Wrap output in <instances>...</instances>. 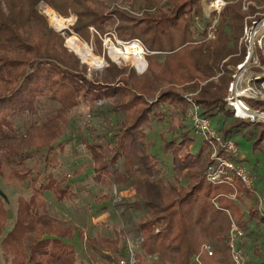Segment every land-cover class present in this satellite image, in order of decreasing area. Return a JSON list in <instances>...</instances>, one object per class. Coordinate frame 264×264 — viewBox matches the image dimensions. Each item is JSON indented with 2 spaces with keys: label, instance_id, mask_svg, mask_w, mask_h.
<instances>
[{
  "label": "trees",
  "instance_id": "trees-1",
  "mask_svg": "<svg viewBox=\"0 0 264 264\" xmlns=\"http://www.w3.org/2000/svg\"><path fill=\"white\" fill-rule=\"evenodd\" d=\"M252 1L264 7V0ZM43 3L60 16H76L64 34L49 24L39 8ZM255 5L244 11L241 0L227 3L218 16L214 39L205 40V32L196 38L193 28L195 18H204L203 0H0V175L4 166L10 179L26 182L32 189L28 199L17 197L15 223L1 241L8 261L88 264L78 260L75 246L68 242L83 239V231L42 212L37 203L38 194L46 191L60 202L72 195L68 186L63 187L64 177L56 179L50 165L56 159L55 147L62 146L59 139L69 119L83 100L93 115L108 111L120 117L116 126L103 120L98 125L115 137L112 146L101 144L103 134L92 144L85 141L92 158L88 168L93 170L95 182L133 192L131 206L144 211L137 223L143 236L141 251L158 257L146 263L190 264L204 242L214 244V264L232 263L225 245L231 219L245 230L242 246L250 234L248 221H264L253 208L248 220L240 215L233 201L224 196L230 186L206 183L207 143L193 151L194 136L181 130L163 145L162 150L171 156L172 183L163 181L158 153L151 152L152 143L146 137L153 118L162 121L166 114L184 113L186 103L179 90L167 85H191L189 89L202 85L195 97L202 115L222 123L217 128L224 138L241 136L252 150L264 155V122L236 118L227 104L231 81L227 67L244 58L242 28L248 14L256 12ZM49 14L50 20L56 15ZM89 27L96 32L91 34ZM112 30L123 41L140 39L154 52L145 57V71L119 66L104 54L108 65L91 73L64 45L74 34L102 47V36ZM220 67L224 73L215 79ZM148 93H157L156 101L149 102ZM244 99L251 108L264 111V101ZM168 121L171 126L173 117ZM234 185L251 197L239 179ZM103 197L109 198V194ZM214 197L218 207L211 201ZM116 233L113 238L90 237L86 243L95 250L108 249L105 256L111 262L123 254ZM143 257L138 255L145 263Z\"/></svg>",
  "mask_w": 264,
  "mask_h": 264
},
{
  "label": "rangeland",
  "instance_id": "rangeland-1",
  "mask_svg": "<svg viewBox=\"0 0 264 264\" xmlns=\"http://www.w3.org/2000/svg\"><path fill=\"white\" fill-rule=\"evenodd\" d=\"M209 2L210 1L203 0L204 18L202 20L197 18L194 19L193 28L196 38H201L203 36V31H204L205 32L204 39H205L206 27L209 24L210 20L215 18V13H210ZM253 5H255L254 1H253ZM39 8L41 12L45 14L47 20L49 21V24L52 27H54L55 30L57 28L52 22V19L57 17H61L64 19L63 22L65 28H63L62 32H59L61 34H64V31L67 30L70 27V25H72L76 20V16L73 13H70L68 17L60 16L52 8H50L48 5L44 3L41 4ZM254 9L257 14L264 11V7L259 6L257 4L255 5ZM130 10L131 9H129V11ZM133 11L135 13L138 12L137 8H135ZM47 12L48 13L53 12L56 15L52 17L50 20V14L48 15ZM250 14L251 13H249L246 18L251 16ZM249 19L250 18H248V20ZM89 31L91 34L96 32V30L93 27H89ZM107 34L102 36V47H99L94 43L91 44L90 42H85L74 34L71 35V36H76L81 42L85 43L95 56H97L98 58L104 61L101 66H91L85 62L89 66V69H91L90 71L89 70L88 71L91 73L93 70H96L98 73L99 71L101 72L108 65V63L105 61L104 58V54H105L107 57L110 58L111 61H113L117 65L133 66L138 73H142L141 67H139L140 68L139 69L135 65L136 58L135 55L133 54L134 52L130 51L131 54H127L128 57H122V55H120L119 59L116 58L117 60L112 58L110 54V50L113 47L110 48L111 47V45L109 46L110 41H112L115 44L114 46L115 48L121 49V51L124 54H126V50L124 51L120 45L119 46L116 45V41H123V40L119 38L118 34L114 30H112L110 33ZM133 39H138V38H133ZM211 39H214V37ZM66 40L64 42V45L70 51H72L69 48V46L66 44ZM108 46L110 49H108ZM254 50L257 56H259V58H263L261 47L258 44H255ZM149 52L150 53H147L146 55L154 53L152 51ZM238 54L236 56H239ZM146 55H144V58L146 57ZM78 58L80 59L79 56ZM243 60L244 58L242 59L241 62H238L236 64H229V66L227 67L229 71L228 75L231 77V81L233 79V75L237 74V65L242 63ZM245 69L246 71L242 76L243 78L242 84L250 82L251 84L250 86H252L253 88L264 91V85H262L263 83L261 82V80L255 78V76L260 75L262 73V69L259 66H255L253 63L247 64L245 66ZM223 73H224V68L220 67L216 71L215 79L218 78V76L223 75ZM190 86L191 85H167L166 87L179 90L181 97L184 99L186 103L184 113L183 115L166 114V118L162 121L153 118V124L150 126L149 129H147L146 139L148 142L152 143L151 152L155 154L158 153L157 155L158 166L161 170V177L164 182L174 183L175 181H174V174L172 172L171 156L162 150L163 145L167 141H169L173 136L175 135L177 136L181 132V130H187L190 132V134L192 133V135L194 136L195 143L191 147L193 151L198 150L201 143L204 142L201 137H198L194 134L193 129L190 127L191 125L189 124V118L187 114L188 109L190 107L189 106L190 103L187 98H192V100L196 102L195 97L202 85H198L194 89H189L188 87ZM246 86L247 85H241L242 88ZM227 89H228L227 92L228 93L227 97H228L230 93L229 85ZM146 99L149 102L156 101L157 93H153V94L148 93L146 95ZM101 103L102 101L96 102V104L98 105ZM253 110L259 111L255 109ZM94 114L95 115L92 114V110L88 102L81 100L79 105L75 108L71 118L69 119V124L64 132L63 137L59 139V143L62 142V146L61 147L56 146L54 149L56 153V159L51 163L50 171L56 179H61L64 177L65 182L63 183V187L68 186L69 191L72 193L71 197L60 202L55 199L51 191H46L44 194L43 193L38 194L40 197L37 200V203L39 204L42 212H47L48 214L55 217L57 220L61 222L77 225L83 231V237H82L83 239L75 237L74 239L68 241L69 243L75 246L78 260H82L88 264H105L108 262L105 256L106 253H108V249L104 250L99 248L95 250L86 243V239L95 236H101V237L107 236L113 238L117 236L116 232L118 228H121L123 230L120 235L122 240H124L127 237L129 239H134L139 234V231L137 229V223L139 217L144 213V211L135 210L131 206L134 197H133V192L128 188H116L115 186H108L105 183H98L93 180L94 172L91 168H88V166L92 163V158L88 149L85 147V143L87 142L89 144H92L97 141L99 134L100 135L103 134L104 136L100 139L101 144L103 146H112L114 144L115 137L111 134H108L107 131L101 130V127L103 126L98 128V125L100 124L101 120H103L104 123L109 122L110 126H116L117 122L120 119L118 115H115L108 111H104V112L102 111L98 113L94 112ZM171 117H173V122L170 126L168 119H170ZM207 118L210 119L209 117ZM211 123L212 125H216L218 128H220V125L222 124L220 122L218 123L216 120H211ZM93 128L95 129L94 132L91 131ZM229 138L235 140L239 147L238 162L242 164L245 167V169L249 172V174L254 177L253 183L255 188L258 189L259 191L264 192V155L257 150H252L250 142L246 141L241 136L236 135L234 137H229ZM208 145L210 147V155H211V145L210 144ZM209 163H210V156H209ZM42 165L43 164L41 163V169H42ZM83 165L87 166V168L81 171L80 169ZM1 168H2V175H0V219H1L0 264H14L13 261L7 260V255L5 254V252H3L1 241L3 237L6 235V233L13 228V225L15 223L17 197L21 196L24 197L25 199H28L29 196L32 194V189L26 182L21 184L18 183L17 180L10 179L8 177L7 168H5L4 166H2ZM205 169L203 173L204 179H205ZM39 182H41V180H39L38 183ZM238 193H239L238 199L232 200L233 204L238 208L240 215H242V217L245 220H248L250 208L254 209L253 197L251 196L250 193L249 194L251 197L243 195L239 191ZM105 194H109V198L105 199L103 197ZM215 199H216L215 197L211 199L214 205H215L214 201L217 202ZM216 207H218V203ZM248 227L250 230L249 231L250 234L248 235L246 240H244V245H243V250L246 255V264H264V223L258 222L256 219H253L248 221ZM204 243L211 244L214 254L213 256L210 257L204 256L203 262L204 264H214L213 263V259L215 256L214 244L210 242H204ZM27 245H28L27 240H24V246L26 247ZM225 245H226V240H225ZM254 245H256L257 247L256 252L254 250ZM138 253L139 255L144 256L143 261H145V263L147 261L158 260V257L156 256H145L142 253L141 248L138 249ZM194 258H195L194 256L191 258L190 264L191 263L197 264L196 262H194L193 260ZM158 262L159 264H161L160 261ZM167 264H173V263H167Z\"/></svg>",
  "mask_w": 264,
  "mask_h": 264
},
{
  "label": "built area",
  "instance_id": "built-area-1",
  "mask_svg": "<svg viewBox=\"0 0 264 264\" xmlns=\"http://www.w3.org/2000/svg\"><path fill=\"white\" fill-rule=\"evenodd\" d=\"M233 0H212L209 2L210 13H215V18L210 20L206 27L205 40L214 37L218 16L227 3ZM235 1V0H234ZM242 9L248 10L250 5H253L252 0H241ZM47 11V10H46ZM44 14V13H43ZM49 15V13L47 12ZM45 15V14H44ZM248 18H250L248 20ZM245 19L242 28L241 42L245 45V57L242 63L237 65V74L233 75L232 81L229 83V96L227 97V104L233 108L234 116L240 119H249L253 122H264V111H254L244 98H252L264 101V91L258 90L250 86V82L243 83V74L246 71L245 66L253 63L262 69L260 75L255 76L256 79L261 80L264 85V11L261 13H254ZM124 44V45H122ZM126 44V45H125ZM258 44L261 47L263 58L257 56L254 46ZM114 49L115 44L110 41L109 46ZM116 45H120L125 51L126 48L139 49V54L143 58L141 72L146 69L147 63L144 55L150 53L138 39H131L129 41H116ZM108 46V49H110ZM119 59V56L117 57ZM116 59V60H117ZM241 85H247L242 88ZM189 101L188 118L190 127L194 134L201 137L202 140L211 145L210 163L205 169V180L209 185L227 184L231 187L225 196L231 200H237L239 193L234 185L235 179H239L246 187L248 192L253 197L254 209L256 210L260 219L264 221V192L259 191L254 186V177L249 174L245 167L238 162L239 147L232 138H224L216 125H212L211 120L202 115L201 109L197 102L192 98H187ZM217 206V202H215ZM122 229L118 228L119 235ZM157 232L158 229H155ZM244 230L239 227L232 219L230 229L226 237V246L230 252L231 264H246V255L243 250L242 242L244 238ZM123 242V243H122ZM143 236L139 232L134 239L128 237L122 240L121 248L123 254L113 257L114 260L105 264H145L138 258V249L141 248ZM214 251L209 243H202L194 255V262L197 264H204V256H213Z\"/></svg>",
  "mask_w": 264,
  "mask_h": 264
},
{
  "label": "bare ground",
  "instance_id": "bare-ground-1",
  "mask_svg": "<svg viewBox=\"0 0 264 264\" xmlns=\"http://www.w3.org/2000/svg\"><path fill=\"white\" fill-rule=\"evenodd\" d=\"M63 18L57 17L53 18L52 22L54 23L57 29L65 28ZM66 44L77 54L81 57V59L88 63L91 66H101L103 64V60L95 56L90 48L83 42H81L76 36H70L66 40ZM130 51L134 52L135 55V65L139 68L143 64V58L139 54V49H130L126 48V54H124L121 49L114 48L110 50V54L112 58L116 59L118 56L122 55V57H128L127 54H131ZM129 52V53H128ZM140 69V68H139Z\"/></svg>",
  "mask_w": 264,
  "mask_h": 264
},
{
  "label": "water",
  "instance_id": "water-1",
  "mask_svg": "<svg viewBox=\"0 0 264 264\" xmlns=\"http://www.w3.org/2000/svg\"><path fill=\"white\" fill-rule=\"evenodd\" d=\"M58 32H62L63 31V29H56ZM79 56V55H78ZM80 57V56H79ZM80 59H81V57H80ZM81 61H83L82 59H81ZM84 62V61H83Z\"/></svg>",
  "mask_w": 264,
  "mask_h": 264
}]
</instances>
